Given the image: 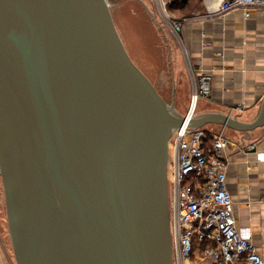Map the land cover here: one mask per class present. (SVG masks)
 I'll return each mask as SVG.
<instances>
[{"label":"water","instance_id":"1","mask_svg":"<svg viewBox=\"0 0 264 264\" xmlns=\"http://www.w3.org/2000/svg\"><path fill=\"white\" fill-rule=\"evenodd\" d=\"M186 122L107 0H0V175L17 264H172L166 148ZM264 126L195 115L191 129Z\"/></svg>","mask_w":264,"mask_h":264},{"label":"crops","instance_id":"2","mask_svg":"<svg viewBox=\"0 0 264 264\" xmlns=\"http://www.w3.org/2000/svg\"><path fill=\"white\" fill-rule=\"evenodd\" d=\"M220 2L204 0L183 21V36L196 75L212 78L211 97L201 100L198 114L220 113L241 123H253L264 104V12L253 11L248 18L243 10L221 14ZM138 7L141 10L133 11L135 21H140L144 11L140 3ZM138 27V47L132 49L136 59H147L151 49L156 52L160 48L161 35L149 17L145 26ZM174 59L179 75H184L181 55L176 53ZM141 64L144 66V61ZM206 128L213 133L225 130L226 184L234 201L236 227L264 260V126L251 132L216 124ZM0 264H17L1 175ZM195 264L207 263L201 260Z\"/></svg>","mask_w":264,"mask_h":264},{"label":"built area","instance_id":"3","mask_svg":"<svg viewBox=\"0 0 264 264\" xmlns=\"http://www.w3.org/2000/svg\"><path fill=\"white\" fill-rule=\"evenodd\" d=\"M152 2L161 26L178 38L195 74L183 36L184 22L171 12L168 0ZM232 10H243L248 18L253 11L264 12V0H221L219 13ZM192 79L194 91L186 122L174 131L169 144L168 194L174 264H190L193 256L207 264H264L250 239L236 227L234 201L226 184L225 130L213 133L189 126L199 101L209 99L212 92L210 76L193 75Z\"/></svg>","mask_w":264,"mask_h":264},{"label":"rangeland","instance_id":"4","mask_svg":"<svg viewBox=\"0 0 264 264\" xmlns=\"http://www.w3.org/2000/svg\"><path fill=\"white\" fill-rule=\"evenodd\" d=\"M109 5L110 15L113 24L118 32V35L122 36L121 41L124 45L128 57L132 63L141 71V73L149 80V82L156 88L160 96L163 97L166 102L173 105L182 115L186 116L192 105L193 96V79L192 76L196 78V73L192 74V70L189 68L187 59L184 55L182 47L178 41V38L172 35V33L163 28L161 25V20L159 18L158 12L156 11L155 5L152 0H107ZM138 3H140L144 8H142L143 14L140 21H135L133 17V11H139L137 8ZM171 8V7H170ZM141 10V9H140ZM172 10V9H170ZM177 17H181L178 11H171ZM147 15V16H146ZM139 16V15H138ZM151 20L152 24L159 30L161 35L160 48L155 52L153 49L150 50V56L145 58H135L134 51L132 48L134 46L138 47V26L146 25V20ZM138 24V25H137ZM145 35V34H144ZM123 39V40H122ZM124 41V42H123ZM134 44V45H133ZM143 52V51H142ZM148 54L147 52H144ZM179 53L181 55L184 67V75H179V70L176 69L174 55ZM143 53L140 52V55ZM146 60V61H145ZM144 61L145 65L142 66ZM140 64H139V63ZM147 62L149 65H147ZM195 69V67H194ZM155 71V73H154ZM195 72V71H194ZM187 78V79H186ZM152 81H151V80ZM203 100V99H202ZM201 100L199 101V103ZM199 106V104H198ZM198 106L196 115L198 114ZM206 130L207 128L204 127ZM222 130V129H221ZM219 130L216 133L221 132ZM173 135V134H172ZM171 135V138H172ZM170 140L168 141L166 148V188L168 195V176H169V160H170ZM228 141V140H227ZM169 203V202H168ZM169 206V205H168ZM170 211V208H169ZM171 223V220H170ZM171 225V224H170ZM171 235V227H170ZM172 253V264H174ZM201 259L197 256H193L190 264H195Z\"/></svg>","mask_w":264,"mask_h":264},{"label":"trees","instance_id":"5","mask_svg":"<svg viewBox=\"0 0 264 264\" xmlns=\"http://www.w3.org/2000/svg\"><path fill=\"white\" fill-rule=\"evenodd\" d=\"M171 3V9L173 11H178L181 15L180 20L189 18L194 10L204 1V0H168Z\"/></svg>","mask_w":264,"mask_h":264}]
</instances>
